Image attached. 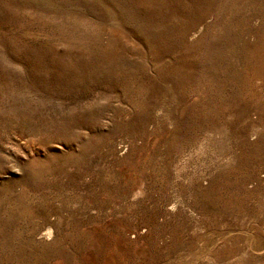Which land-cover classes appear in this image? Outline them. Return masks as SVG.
Listing matches in <instances>:
<instances>
[{"label": "rangeland", "instance_id": "rangeland-1", "mask_svg": "<svg viewBox=\"0 0 264 264\" xmlns=\"http://www.w3.org/2000/svg\"><path fill=\"white\" fill-rule=\"evenodd\" d=\"M0 264H264V0H0Z\"/></svg>", "mask_w": 264, "mask_h": 264}]
</instances>
